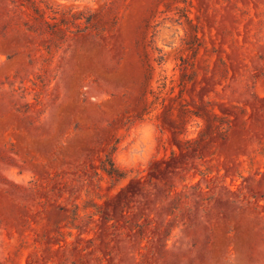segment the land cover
Wrapping results in <instances>:
<instances>
[{
    "label": "rangeland",
    "instance_id": "374dc122",
    "mask_svg": "<svg viewBox=\"0 0 264 264\" xmlns=\"http://www.w3.org/2000/svg\"><path fill=\"white\" fill-rule=\"evenodd\" d=\"M0 264H264V0H0Z\"/></svg>",
    "mask_w": 264,
    "mask_h": 264
}]
</instances>
